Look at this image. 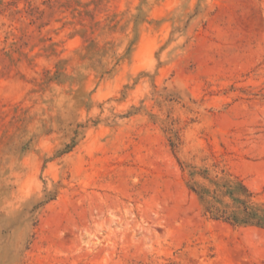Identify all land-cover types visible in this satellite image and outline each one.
<instances>
[{
  "label": "rangeland",
  "instance_id": "rangeland-1",
  "mask_svg": "<svg viewBox=\"0 0 264 264\" xmlns=\"http://www.w3.org/2000/svg\"><path fill=\"white\" fill-rule=\"evenodd\" d=\"M215 182L264 207V0H0V264H264Z\"/></svg>",
  "mask_w": 264,
  "mask_h": 264
},
{
  "label": "trees",
  "instance_id": "trees-1",
  "mask_svg": "<svg viewBox=\"0 0 264 264\" xmlns=\"http://www.w3.org/2000/svg\"><path fill=\"white\" fill-rule=\"evenodd\" d=\"M215 189L201 188L199 194L207 204V212L234 225H252L264 228V207L251 202L252 194L241 182H215ZM230 197L232 204L225 202Z\"/></svg>",
  "mask_w": 264,
  "mask_h": 264
}]
</instances>
